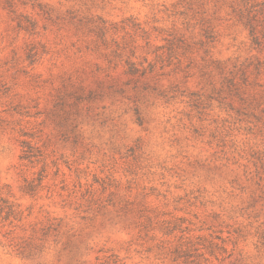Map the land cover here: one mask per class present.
I'll return each instance as SVG.
<instances>
[{
	"label": "rangeland",
	"instance_id": "1",
	"mask_svg": "<svg viewBox=\"0 0 264 264\" xmlns=\"http://www.w3.org/2000/svg\"><path fill=\"white\" fill-rule=\"evenodd\" d=\"M0 195V264H264V0H0Z\"/></svg>",
	"mask_w": 264,
	"mask_h": 264
},
{
	"label": "trees",
	"instance_id": "2",
	"mask_svg": "<svg viewBox=\"0 0 264 264\" xmlns=\"http://www.w3.org/2000/svg\"><path fill=\"white\" fill-rule=\"evenodd\" d=\"M22 158L28 159L27 155H24ZM38 184H33L32 182L26 183L23 191L25 194L33 197L37 190ZM22 214L17 209V206L11 202L7 197L0 195V223L8 222L12 224L15 221H21ZM182 250L176 251V254H179Z\"/></svg>",
	"mask_w": 264,
	"mask_h": 264
}]
</instances>
